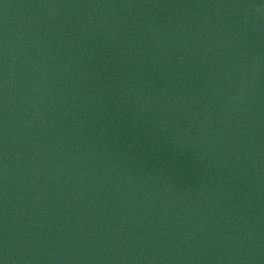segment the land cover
<instances>
[{"label":"water","instance_id":"1","mask_svg":"<svg viewBox=\"0 0 264 264\" xmlns=\"http://www.w3.org/2000/svg\"><path fill=\"white\" fill-rule=\"evenodd\" d=\"M0 264H264V0H0Z\"/></svg>","mask_w":264,"mask_h":264}]
</instances>
